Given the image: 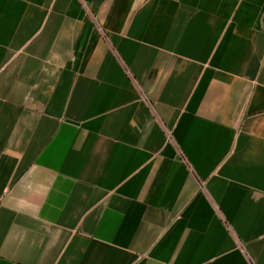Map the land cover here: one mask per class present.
<instances>
[{
  "label": "crops",
  "instance_id": "obj_1",
  "mask_svg": "<svg viewBox=\"0 0 264 264\" xmlns=\"http://www.w3.org/2000/svg\"><path fill=\"white\" fill-rule=\"evenodd\" d=\"M0 264H264V0H0Z\"/></svg>",
  "mask_w": 264,
  "mask_h": 264
}]
</instances>
